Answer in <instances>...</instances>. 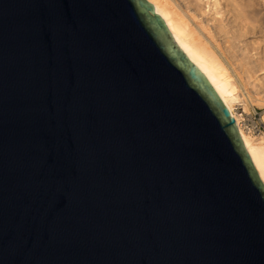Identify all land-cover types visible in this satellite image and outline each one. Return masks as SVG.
<instances>
[{
  "label": "water",
  "instance_id": "1",
  "mask_svg": "<svg viewBox=\"0 0 264 264\" xmlns=\"http://www.w3.org/2000/svg\"><path fill=\"white\" fill-rule=\"evenodd\" d=\"M0 264H264V185L146 0H0Z\"/></svg>",
  "mask_w": 264,
  "mask_h": 264
},
{
  "label": "bare ground",
  "instance_id": "2",
  "mask_svg": "<svg viewBox=\"0 0 264 264\" xmlns=\"http://www.w3.org/2000/svg\"><path fill=\"white\" fill-rule=\"evenodd\" d=\"M146 1L229 110L250 162L264 185V136L257 138L246 132L235 114L236 107H242L245 112L249 103L246 100L253 99V89L257 88L255 76L264 70V58L258 53L259 49L264 52V0ZM248 34L262 37V43L255 44L257 51L252 55H248L249 45L242 41ZM261 85L264 87V79Z\"/></svg>",
  "mask_w": 264,
  "mask_h": 264
},
{
  "label": "rangeland",
  "instance_id": "3",
  "mask_svg": "<svg viewBox=\"0 0 264 264\" xmlns=\"http://www.w3.org/2000/svg\"><path fill=\"white\" fill-rule=\"evenodd\" d=\"M258 37H259L258 35L252 36L251 34H248V36L246 35L244 37V40L242 38V41L244 42V44L247 43V46L249 45L248 46L249 50L247 49L248 55H252L257 51V50L255 51L254 49H257L258 46H256V45H258V44L260 45V42L262 41V37L260 36L259 39H258ZM251 45H253V46H251ZM261 50L259 49L258 53L261 54V55L259 54V56H261L260 58L263 59L264 58V52H263V50L262 51ZM255 78H258L255 81L253 80L254 84L256 83L257 88H255V89L251 88V89H253V99L250 98L249 101L246 100L247 102H249V103L246 102L247 104H246L245 109L247 111L245 110V112H244L242 107H236L235 114L237 115V117L240 120V125H242V128L245 129L246 132H248L249 134H251L255 137H257L258 135H260L259 137H261V136H264V87H261L262 86L261 83L263 82V79H264V70L260 71V73L258 72V74H256ZM258 85L260 86V88H258L259 87ZM254 99H256V100H254ZM257 101L260 103L263 102L262 105H260V103H258Z\"/></svg>",
  "mask_w": 264,
  "mask_h": 264
}]
</instances>
